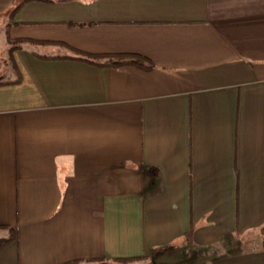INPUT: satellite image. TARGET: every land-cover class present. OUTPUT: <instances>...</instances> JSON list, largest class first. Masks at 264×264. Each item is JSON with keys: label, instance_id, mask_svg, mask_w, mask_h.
<instances>
[{"label": "crops", "instance_id": "1", "mask_svg": "<svg viewBox=\"0 0 264 264\" xmlns=\"http://www.w3.org/2000/svg\"><path fill=\"white\" fill-rule=\"evenodd\" d=\"M0 20L27 39L0 78V264H264V0H0Z\"/></svg>", "mask_w": 264, "mask_h": 264}, {"label": "trees", "instance_id": "2", "mask_svg": "<svg viewBox=\"0 0 264 264\" xmlns=\"http://www.w3.org/2000/svg\"><path fill=\"white\" fill-rule=\"evenodd\" d=\"M19 5L20 4L10 9L9 16H11L17 10ZM25 40L27 39H13L6 34V42L10 45L8 48L9 54H11V52L14 49L22 47L20 42ZM60 44L66 46V48H68L73 53V55H76L77 58H80L85 61L97 63L100 65L120 66L124 64H133V65L141 66L145 69H151L153 67L151 61L148 58L136 53L91 54L72 48L71 46L65 43H60ZM191 230L192 229L189 228L184 235L187 240H190L191 238ZM9 240H10L9 238L0 240V246L4 245Z\"/></svg>", "mask_w": 264, "mask_h": 264}, {"label": "rangeland", "instance_id": "3", "mask_svg": "<svg viewBox=\"0 0 264 264\" xmlns=\"http://www.w3.org/2000/svg\"><path fill=\"white\" fill-rule=\"evenodd\" d=\"M1 22L3 21L0 20V78H6L8 76V72H9L8 69L9 66H11L12 60L10 58V54L8 51L10 45L6 42V36L3 25H1L2 24ZM233 243L234 240L231 239V241L229 242L230 247L232 246ZM233 249L234 248L231 247L229 251Z\"/></svg>", "mask_w": 264, "mask_h": 264}]
</instances>
